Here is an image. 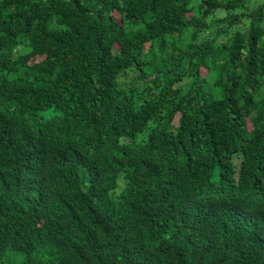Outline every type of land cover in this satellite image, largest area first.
Wrapping results in <instances>:
<instances>
[{
    "label": "trees",
    "instance_id": "trees-1",
    "mask_svg": "<svg viewBox=\"0 0 264 264\" xmlns=\"http://www.w3.org/2000/svg\"><path fill=\"white\" fill-rule=\"evenodd\" d=\"M0 264H264V0H0Z\"/></svg>",
    "mask_w": 264,
    "mask_h": 264
},
{
    "label": "rangeland",
    "instance_id": "rangeland-1",
    "mask_svg": "<svg viewBox=\"0 0 264 264\" xmlns=\"http://www.w3.org/2000/svg\"><path fill=\"white\" fill-rule=\"evenodd\" d=\"M223 13H224V11L220 10V11H216L213 15H215V16H217V15H223ZM120 182H122V181H120Z\"/></svg>",
    "mask_w": 264,
    "mask_h": 264
}]
</instances>
